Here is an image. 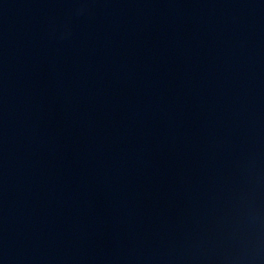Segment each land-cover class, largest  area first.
Segmentation results:
<instances>
[{"label":"water","instance_id":"obj_1","mask_svg":"<svg viewBox=\"0 0 264 264\" xmlns=\"http://www.w3.org/2000/svg\"><path fill=\"white\" fill-rule=\"evenodd\" d=\"M0 264H264V0H0Z\"/></svg>","mask_w":264,"mask_h":264}]
</instances>
